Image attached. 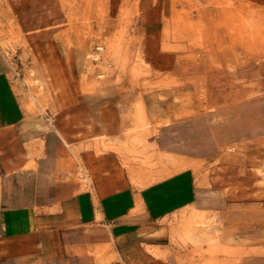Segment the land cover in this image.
Instances as JSON below:
<instances>
[{
	"label": "crops",
	"instance_id": "obj_1",
	"mask_svg": "<svg viewBox=\"0 0 264 264\" xmlns=\"http://www.w3.org/2000/svg\"><path fill=\"white\" fill-rule=\"evenodd\" d=\"M141 29L145 63L173 82L160 88L168 118L146 139L151 164L120 153L123 137L106 149L95 129L74 150L22 103L0 53V264H208L211 245L201 255L176 241L193 218L207 225L190 238L218 240L214 264H264L259 57L250 67L197 57L163 17ZM62 62L72 83L77 65L72 76Z\"/></svg>",
	"mask_w": 264,
	"mask_h": 264
},
{
	"label": "rangeland",
	"instance_id": "obj_2",
	"mask_svg": "<svg viewBox=\"0 0 264 264\" xmlns=\"http://www.w3.org/2000/svg\"><path fill=\"white\" fill-rule=\"evenodd\" d=\"M159 17L171 39L186 50L195 46L197 57H222L230 67H250L259 57L263 71L264 0H0V53L22 103L46 128L67 135L74 150L95 129L106 149L123 137L120 153L150 163L146 139L168 118L169 96L160 88L173 83L156 75L141 51L142 24ZM66 57L72 76L77 65L72 83L61 71ZM109 123L117 131L110 137ZM195 220L176 241L185 250L188 243L211 245L214 264L218 240L190 238L207 225Z\"/></svg>",
	"mask_w": 264,
	"mask_h": 264
}]
</instances>
